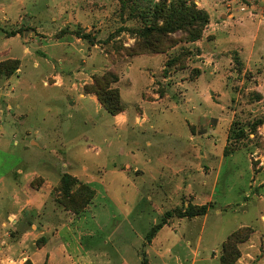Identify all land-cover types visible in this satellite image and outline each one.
Wrapping results in <instances>:
<instances>
[{"label":"rangeland","instance_id":"obj_1","mask_svg":"<svg viewBox=\"0 0 264 264\" xmlns=\"http://www.w3.org/2000/svg\"><path fill=\"white\" fill-rule=\"evenodd\" d=\"M185 1L200 38L130 57L131 2L0 0V174L55 180L40 213L0 193V264H264V0Z\"/></svg>","mask_w":264,"mask_h":264},{"label":"trees","instance_id":"obj_2","mask_svg":"<svg viewBox=\"0 0 264 264\" xmlns=\"http://www.w3.org/2000/svg\"><path fill=\"white\" fill-rule=\"evenodd\" d=\"M145 1L119 0L123 11L126 9V5L131 2L135 11H129V15L132 17L140 15L148 21L147 25H144L143 28L138 29L136 32L139 35V39H137L135 45L132 48H124V51L130 57L140 54L151 56L162 53L179 41L194 42L200 38L202 29L208 22L207 14L203 10L195 8L192 3H186L185 0H158L156 2L148 0L147 7L141 8V3ZM178 31L184 34V37L179 41H174L170 33ZM176 60V58L168 59L163 72L168 71ZM9 64L11 66H8ZM18 65L19 63L16 59L14 61L0 62V68L5 69H14ZM115 81L116 77L111 72H106L99 77L93 78L92 83L86 87L87 90L97 95L99 101L112 115L121 110L118 91L109 87L110 83ZM238 233L239 231H235L230 234L227 241L233 240Z\"/></svg>","mask_w":264,"mask_h":264},{"label":"crops","instance_id":"obj_3","mask_svg":"<svg viewBox=\"0 0 264 264\" xmlns=\"http://www.w3.org/2000/svg\"><path fill=\"white\" fill-rule=\"evenodd\" d=\"M19 37L21 35H14L12 37ZM22 53L24 55H29L30 54V48L26 45H23L22 47ZM0 56H2L4 58H15L18 59L16 55L12 54V49L9 47V42H4L0 48ZM19 60V59H18ZM20 61V60H19ZM20 69V68H19ZM63 84V82H62ZM56 86H61V85H56ZM2 128V126H1ZM0 165H2L1 161H0ZM17 173H20V176L15 178V182L9 181L5 174H0V193L2 191H12V197L14 198L13 202L16 205H21L24 206L25 208H27L28 210H31L33 208L37 209V212H41L40 211V207L44 206L45 201L48 200L50 198V192L52 190V184L53 182H55V180H52L51 178H47V174L43 175L42 172L46 173L47 171H42V170H35V169H29L25 172V170H22L21 168L16 169ZM12 174L14 173L11 172ZM36 173L37 175L42 174L41 176H45V180L41 183V187H39L38 189H30L27 188V180L29 181V177L27 178V176L29 174H34ZM23 180H26V182H22ZM17 183V184H15ZM103 184V183H102ZM102 187V185H101ZM21 188V189H20ZM99 194V192H98ZM147 198H151V196H147ZM34 204H40L39 208H36L34 206ZM3 207L0 206V219H1V214L3 213ZM58 214V212L56 213V215ZM54 215V216H56ZM66 220H71V217L66 216L65 218ZM71 222V221H70ZM60 230H69V223H60V226H56L55 228V233H53V238L54 240L57 239L58 234L60 233ZM27 233H25L23 236H26ZM154 239V238H153Z\"/></svg>","mask_w":264,"mask_h":264}]
</instances>
